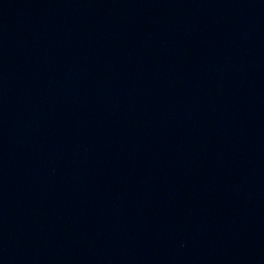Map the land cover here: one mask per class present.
Returning a JSON list of instances; mask_svg holds the SVG:
<instances>
[{
  "label": "water",
  "instance_id": "obj_1",
  "mask_svg": "<svg viewBox=\"0 0 264 264\" xmlns=\"http://www.w3.org/2000/svg\"><path fill=\"white\" fill-rule=\"evenodd\" d=\"M0 264H264V0H0Z\"/></svg>",
  "mask_w": 264,
  "mask_h": 264
}]
</instances>
